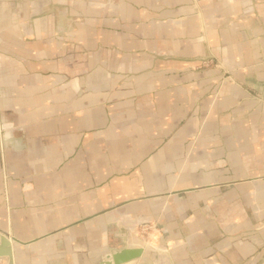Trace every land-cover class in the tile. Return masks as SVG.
Instances as JSON below:
<instances>
[{"label": "crops", "instance_id": "0c3cea01", "mask_svg": "<svg viewBox=\"0 0 264 264\" xmlns=\"http://www.w3.org/2000/svg\"><path fill=\"white\" fill-rule=\"evenodd\" d=\"M0 231L16 264H264V0H0Z\"/></svg>", "mask_w": 264, "mask_h": 264}, {"label": "water", "instance_id": "95a60500", "mask_svg": "<svg viewBox=\"0 0 264 264\" xmlns=\"http://www.w3.org/2000/svg\"><path fill=\"white\" fill-rule=\"evenodd\" d=\"M119 240L120 245L117 247H110L109 251L106 253L110 255L112 264H125L131 261H135L133 262V264H135L137 259L142 256L144 248L127 246L125 243L126 237ZM0 256H8L9 264L13 263V248L10 240L7 238V233L4 231H0ZM100 262L101 261L98 263Z\"/></svg>", "mask_w": 264, "mask_h": 264}, {"label": "rangeland", "instance_id": "374dc122", "mask_svg": "<svg viewBox=\"0 0 264 264\" xmlns=\"http://www.w3.org/2000/svg\"><path fill=\"white\" fill-rule=\"evenodd\" d=\"M210 59V58H209ZM215 64H216V62L215 61H213V60H209V62L205 65V66H210V65H212L213 67H216L215 66ZM202 65H204L203 63H202ZM227 76H229L228 74L227 75H225V78H227ZM230 77V76H229ZM256 201H258V200H256V198H254V196L252 195L251 196V198H250V202H253V203H255ZM242 203V202H241ZM244 204L246 203V202H243ZM246 206H247V204H246ZM112 235V234H111ZM109 237H110V235H109ZM9 240H10V242L11 243H16V242H14L13 240H11L10 239V237L8 238ZM119 242V239L118 238H115V237H112L111 236V238L107 241V242H105V246L104 247H101L100 248V251H101V253L97 256V258H96V260H97V262L99 261V259L101 260L102 258H104V255H105V253L103 252V248L106 250L107 248H110V247H116L117 246V244L116 243H118ZM134 242H138L137 240L136 241H134ZM140 242V241H139ZM11 246H12V248H13V263L12 264H16L15 263V249H17L18 248V246L19 245H17V244H11ZM14 246V247H13ZM104 250V251H105ZM25 251H27L26 253L28 254V250L26 249ZM0 260H4L5 262H3V261H0V264H6V262L9 264V258H8V256H1L0 257ZM28 260H26L25 262H22V263H19V264H34V263H28L27 262ZM47 262V261H46ZM96 262V263H97ZM36 264H39V263H36ZM47 264H56V263H54V262H48ZM59 264V263H58Z\"/></svg>", "mask_w": 264, "mask_h": 264}, {"label": "bare ground", "instance_id": "6f19581e", "mask_svg": "<svg viewBox=\"0 0 264 264\" xmlns=\"http://www.w3.org/2000/svg\"><path fill=\"white\" fill-rule=\"evenodd\" d=\"M139 242H133V243H127L128 245H133V246H139V247H142V248H144L143 247V243L142 242H140L139 244H138ZM11 244H16V243H11ZM14 247V246H13ZM1 257V256H0ZM158 260H160V259H158ZM101 262L100 263H98V264H112V261H111V257H110V255L109 254H105L104 255V258H102L101 260H100ZM133 262H135V261H131L130 263H127V264H133ZM160 262H161V260H160ZM155 263L156 264H158L157 262H156V260H155ZM162 263V262H161ZM160 263V264H161Z\"/></svg>", "mask_w": 264, "mask_h": 264}, {"label": "built area", "instance_id": "2783aa9c", "mask_svg": "<svg viewBox=\"0 0 264 264\" xmlns=\"http://www.w3.org/2000/svg\"><path fill=\"white\" fill-rule=\"evenodd\" d=\"M209 60H211V59H207V60H204L202 63L204 64V65H206L208 62H209ZM215 66L216 67H222V65H221V63L220 62H218V61H216V64H215ZM226 72H223L222 74H221V78L222 79H230V77L229 76H227V78H225V75H227V73L225 74ZM0 261H3V262H5L4 260H0ZM6 264H8L7 262H6Z\"/></svg>", "mask_w": 264, "mask_h": 264}]
</instances>
